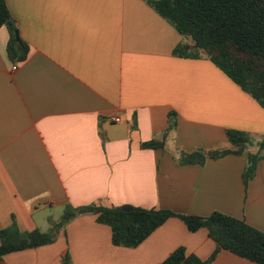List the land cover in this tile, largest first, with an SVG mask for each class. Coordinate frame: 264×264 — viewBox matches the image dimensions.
I'll return each mask as SVG.
<instances>
[{"label": "crops", "instance_id": "obj_1", "mask_svg": "<svg viewBox=\"0 0 264 264\" xmlns=\"http://www.w3.org/2000/svg\"><path fill=\"white\" fill-rule=\"evenodd\" d=\"M6 2L28 53L13 61L0 27V229L48 231L67 204L131 203L264 231V159L246 186V153L181 161L232 147L228 129L264 134V107L208 57L175 54L186 39L146 0ZM179 246L205 260L217 244L172 216L136 247L115 245L84 213L4 263L63 264L68 252L73 264H161ZM210 264L258 263L220 249Z\"/></svg>", "mask_w": 264, "mask_h": 264}, {"label": "trees", "instance_id": "obj_2", "mask_svg": "<svg viewBox=\"0 0 264 264\" xmlns=\"http://www.w3.org/2000/svg\"><path fill=\"white\" fill-rule=\"evenodd\" d=\"M166 18L186 39L179 43L174 53L180 56L211 59L245 92L264 107V0H146ZM9 30L7 52L15 61L26 59L28 45L16 37L18 29L6 0H0V27ZM175 122H173V125ZM232 147L184 153L181 161L202 163L209 157H222L227 153L247 154L243 171L245 186L256 173L258 161L264 157V134L228 129ZM165 137L141 142V147L163 146ZM256 147V150H251ZM94 213L97 220L111 227L115 245L136 247L169 217L181 218L191 231L201 227L208 230L217 246L205 260L187 254L179 246L161 264H210L220 249L258 264H264V231L245 219L221 211L209 215H193L170 209L143 207L131 203L102 205L91 203L81 206L67 204L56 223L48 231L38 228L22 231L13 223L0 229V264L10 252L49 244L59 230L75 216ZM63 264H73L67 252Z\"/></svg>", "mask_w": 264, "mask_h": 264}, {"label": "built area", "instance_id": "obj_3", "mask_svg": "<svg viewBox=\"0 0 264 264\" xmlns=\"http://www.w3.org/2000/svg\"><path fill=\"white\" fill-rule=\"evenodd\" d=\"M16 66H13V69H16ZM113 120H115L116 122H119L121 120L120 116H113L112 117Z\"/></svg>", "mask_w": 264, "mask_h": 264}, {"label": "water", "instance_id": "obj_4", "mask_svg": "<svg viewBox=\"0 0 264 264\" xmlns=\"http://www.w3.org/2000/svg\"><path fill=\"white\" fill-rule=\"evenodd\" d=\"M16 37L19 38V32H18V29L16 30Z\"/></svg>", "mask_w": 264, "mask_h": 264}, {"label": "rangeland", "instance_id": "obj_5", "mask_svg": "<svg viewBox=\"0 0 264 264\" xmlns=\"http://www.w3.org/2000/svg\"><path fill=\"white\" fill-rule=\"evenodd\" d=\"M261 159H264V157H262ZM257 165H258V163H257Z\"/></svg>", "mask_w": 264, "mask_h": 264}]
</instances>
